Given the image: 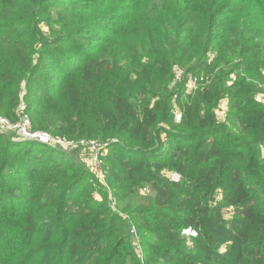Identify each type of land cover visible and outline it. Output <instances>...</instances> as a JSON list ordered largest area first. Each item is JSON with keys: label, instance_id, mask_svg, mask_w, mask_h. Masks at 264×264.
Masks as SVG:
<instances>
[{"label": "trees", "instance_id": "16d2710c", "mask_svg": "<svg viewBox=\"0 0 264 264\" xmlns=\"http://www.w3.org/2000/svg\"><path fill=\"white\" fill-rule=\"evenodd\" d=\"M21 92L106 179L0 133V264H264V0H0V116Z\"/></svg>", "mask_w": 264, "mask_h": 264}, {"label": "built area", "instance_id": "2783aa9c", "mask_svg": "<svg viewBox=\"0 0 264 264\" xmlns=\"http://www.w3.org/2000/svg\"><path fill=\"white\" fill-rule=\"evenodd\" d=\"M180 70L181 69L178 67H175L174 69L175 82L181 81L183 79L184 74L183 71L181 70V72ZM199 81L200 80L197 78H191V82L193 83V90L197 88ZM201 81H203V79H201ZM17 113L19 114L18 121L10 122L7 118H0V126L5 129H13L15 132H17V134L21 137L20 141H33L51 148L64 150L68 153L76 149H80L83 151L85 150L83 148H88L87 154L92 158L90 162L91 169L98 175V177H100L101 180L105 181L106 176L102 168L101 157L104 155L103 148H105L107 144L101 146L98 143L96 144L94 142L86 143L84 141L65 140L63 138H55L45 131H33L32 123L29 115L25 111L24 104L18 108ZM222 117H226L225 113ZM144 191H146V189ZM113 203H115L114 200ZM233 210V207L229 208V211L233 212ZM130 233L132 236H134V238H136V230L134 228L131 229ZM188 233L185 232L186 238L190 237ZM135 249L140 256L143 255V249L138 242H135Z\"/></svg>", "mask_w": 264, "mask_h": 264}, {"label": "rangeland", "instance_id": "374dc122", "mask_svg": "<svg viewBox=\"0 0 264 264\" xmlns=\"http://www.w3.org/2000/svg\"><path fill=\"white\" fill-rule=\"evenodd\" d=\"M45 29V32H47V29L46 28H44ZM179 68V67H178ZM181 71V70H180ZM182 72V71H181ZM184 72V71H183ZM191 78H195V77H191ZM178 82H180V81H178ZM177 82V83H178ZM175 83V82H174ZM177 83H176V85H177ZM188 88H187V90L189 91V90H193V83L191 82V81H189V83H188V86H187ZM21 94V99H20V102H19V104L17 105V107H16V112L18 111V108L20 107V106H22L23 104H24V93H20ZM260 101H263V103H264V95L260 98ZM229 108V106H228V100L226 101V100H224V101H222V103L220 104V109H218V111H217V114H221L222 116H224V113H225V110L226 109H228ZM0 118H6V117H3V116H0ZM181 118H182V115H181V112H180V110H178V112L176 113V119H177V121L179 122L180 120H181ZM8 119V118H7ZM9 120V119H8ZM10 121V120H9ZM11 122V121H10ZM0 133H3V134H6L7 136H9V137H11V138H15L16 140H20V136L17 134V132H15L13 129H5V128H2L1 126H0ZM49 134H51V133H49ZM52 135V134H51ZM53 136V135H52ZM54 137V136H53ZM55 138H57V137H55ZM74 141H84V142H86V143H90V142H94V143H98L99 145H101V146H103V145H105L106 143H101L100 141H98V140H85V139H81V140H74ZM83 149H85V150H83V152H88V148H83ZM98 149V148H97ZM100 149V148H99ZM104 149V148H103ZM70 154L72 153V152H69ZM81 154H79L78 155V157L79 158H81ZM89 158V159H88ZM263 158H264V155H263ZM85 160H87L88 161V163L90 164V162H91V160H92V158L90 159V156L88 155V154H86V157H85ZM97 198H99L100 199V197L99 196H97ZM232 215H233V212L232 211H227V214H226V218L227 219H230L231 220V218H232ZM189 232V233H188ZM186 233H188L189 234V238L191 239V236H193L194 235V233L193 232H191V231H187ZM189 245L191 244V242H189L188 243ZM226 247H224L223 249H225Z\"/></svg>", "mask_w": 264, "mask_h": 264}]
</instances>
